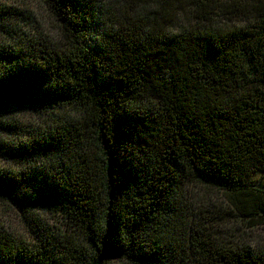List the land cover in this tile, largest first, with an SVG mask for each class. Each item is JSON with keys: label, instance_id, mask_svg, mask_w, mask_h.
Here are the masks:
<instances>
[{"label": "trees", "instance_id": "16d2710c", "mask_svg": "<svg viewBox=\"0 0 264 264\" xmlns=\"http://www.w3.org/2000/svg\"><path fill=\"white\" fill-rule=\"evenodd\" d=\"M43 1L57 39L0 50V110L50 111L0 142L28 165L0 168V202L63 225L0 221V264H264L243 229H264V0Z\"/></svg>", "mask_w": 264, "mask_h": 264}, {"label": "rangeland", "instance_id": "374dc122", "mask_svg": "<svg viewBox=\"0 0 264 264\" xmlns=\"http://www.w3.org/2000/svg\"><path fill=\"white\" fill-rule=\"evenodd\" d=\"M58 32L59 28L43 0H0V50L15 49L37 37L48 36L55 40ZM9 66V63L5 64V61L0 60V74ZM2 109L4 110H0V123L4 126L10 123L16 125L13 131L0 126V142L4 145L27 143L35 133L46 130L50 111L37 113L34 108L20 103H10ZM22 165L15 159H7L5 154H0V168L18 172L28 166L22 167ZM195 191L204 194L202 197L208 195L209 197L206 196L208 202L216 203L218 207L225 210L230 209V204L220 194L221 192L206 188L199 189V187ZM5 209L10 208L4 207L0 202V221L6 230L14 234V237L26 235L32 241H36V237H43L42 228L44 226L45 228H56L63 225V218L58 211L38 210L37 213L35 212L36 216L32 217L34 219L26 222L23 214L17 209ZM243 229L249 232L246 237L251 240H253L252 233L264 236V229L260 225L250 228L243 227Z\"/></svg>", "mask_w": 264, "mask_h": 264}]
</instances>
